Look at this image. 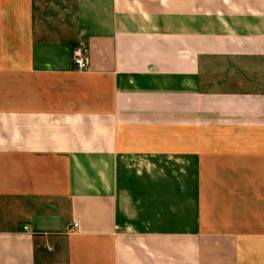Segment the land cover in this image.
Wrapping results in <instances>:
<instances>
[{"label":"crops","instance_id":"crops-1","mask_svg":"<svg viewBox=\"0 0 264 264\" xmlns=\"http://www.w3.org/2000/svg\"><path fill=\"white\" fill-rule=\"evenodd\" d=\"M0 264H264V0H0Z\"/></svg>","mask_w":264,"mask_h":264},{"label":"built area","instance_id":"built-area-1","mask_svg":"<svg viewBox=\"0 0 264 264\" xmlns=\"http://www.w3.org/2000/svg\"><path fill=\"white\" fill-rule=\"evenodd\" d=\"M72 59L73 63L78 71H86L89 69L88 65V51L82 47L77 46L72 51ZM75 226H78L77 223H75ZM28 227H24L25 230H27Z\"/></svg>","mask_w":264,"mask_h":264}]
</instances>
